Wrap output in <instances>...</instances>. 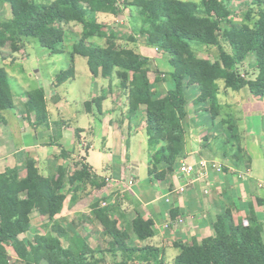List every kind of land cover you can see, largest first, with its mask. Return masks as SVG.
<instances>
[{
  "label": "trees",
  "instance_id": "16d2710c",
  "mask_svg": "<svg viewBox=\"0 0 264 264\" xmlns=\"http://www.w3.org/2000/svg\"><path fill=\"white\" fill-rule=\"evenodd\" d=\"M227 1L199 0L197 4L181 0H131L125 4L137 12L146 44L168 56L173 68L172 87L164 97L157 94L149 78V59L121 47L108 37L102 24L86 21L88 12L117 14V0H0V4L11 9V18L0 20V48L9 45L17 53L25 47V38H34L51 54H62L66 42L63 24L82 25L83 33L73 45V55L85 58L94 76L116 77L120 81L121 87L129 91L131 115L139 110L141 101L146 102L148 143L153 148L162 145L163 155V160L151 163L149 176L163 181L174 172L175 163L187 156L190 133L186 94L191 86L199 91L196 105L213 101L214 117L220 114V97H229L231 92L248 89L255 99L264 100V0H251L240 24L233 19ZM220 34L230 53L221 52L215 61L199 58L197 49L218 46ZM93 37L106 39L105 46L90 43ZM250 55L255 58V79L247 78L239 70ZM74 74V68L70 67L58 77L59 82L72 79ZM12 109L9 77L0 67V124L4 122L3 113ZM26 109L35 114L37 126L49 127L43 89L28 93ZM222 122L228 133L223 156L238 165L245 159L238 122L231 116ZM25 171L24 177L17 171L0 176V264H11L2 257L7 246H14L18 254L14 264H101L97 257L101 251L73 238L55 218L62 213L67 200L66 184L74 192L75 202L81 188L91 185L101 189L105 182L98 183L87 165L71 176L60 170L57 177L44 178L34 160L28 159ZM35 210L48 219L51 233L35 234L32 242L25 243L20 236L32 231L31 215ZM92 215L110 240V253L130 257L143 251L127 245L129 235L119 230L108 208L95 204ZM145 225L153 235L152 222ZM262 235L261 225H236L227 210L214 224V236L188 246L174 244L179 251L174 264H264ZM62 240L68 243L67 248ZM115 264L133 263L122 260Z\"/></svg>",
  "mask_w": 264,
  "mask_h": 264
},
{
  "label": "crops",
  "instance_id": "0c3cea01",
  "mask_svg": "<svg viewBox=\"0 0 264 264\" xmlns=\"http://www.w3.org/2000/svg\"><path fill=\"white\" fill-rule=\"evenodd\" d=\"M125 1L131 2V0H117L119 7L117 14L88 12L86 21L102 24L105 27L104 32L117 43L118 32L122 29L109 30L106 26L107 21L113 19L115 27L125 25L124 21H128L130 27V24L134 23L137 36L141 40L138 41L135 36L129 37L132 44L125 48L132 49L149 59L150 65H155L159 72L167 73L163 75L166 80L159 77L152 81L149 76L154 90L160 97H164L171 88L170 74L173 68L167 55L146 44V37L140 33L141 20L138 15L135 16L137 12L131 7L124 8L125 12L120 11V4ZM246 1L250 6L251 0ZM227 3L229 8L234 4L230 0ZM10 18L11 16L0 20ZM80 26L79 32L82 36L83 27ZM27 39L29 38L24 39L25 47L17 53L12 52L9 45L5 47L10 50H4L5 47L0 48V66H13L17 60L22 62L27 60L26 48L29 45ZM89 42L104 47L106 39L93 37ZM74 43L76 42L70 43L72 51L69 67L64 70L51 69L44 80L39 69L33 70L35 77L25 68H23V77H16L2 67L8 74L9 82L14 80L17 83L18 90H13L10 84L14 109L3 113L4 122L0 124V176L9 171H17L19 176L24 177L25 162L32 159L44 178L57 177L60 170L71 176L83 165H87L98 182L104 179L105 186L101 189L95 188L98 190V195L89 205L84 203V198L88 187L92 188L91 185L81 188L76 193L77 200L73 202L74 192L71 191L69 184H66L64 193L67 195V200L62 213L55 218L73 238L80 242L85 241L91 248L100 250L101 253L97 257L101 264H106L108 254L109 264L122 260H128L133 264H174V259L179 253L174 248V244L188 246L194 241L201 243L204 239L214 236V224L227 210L231 211L236 225H261L264 241V153L260 155L255 149L259 146L264 148V113L260 108L264 100H257L252 95V98L240 97L241 100L237 101V105L242 106V109L241 113L236 115L232 111L224 112L221 109V106L226 105L224 108L227 109L231 105L225 103L226 97H220L223 105L219 106L220 114L214 117L211 113V109L215 107L213 101H209L206 105H196L195 101L199 93H193L191 102L187 100L186 122L190 133L187 156L177 162L174 172L165 180H156L149 176L154 148L148 143L146 134V102L141 101L139 110L131 115L129 91L121 87L116 77L94 76L86 59V66H82L81 70L78 69L77 59L81 56L73 55ZM45 51L49 55H54L48 50ZM221 52L230 53V50ZM201 54L198 55L201 59L211 61L218 59V57L210 59L207 50H202ZM247 60H251L250 65L255 70L254 55H250ZM166 61L170 68H165ZM70 67L75 70L74 77L59 82L58 77ZM255 72L257 76V71ZM24 79H34L37 84L34 86ZM65 83L79 86V93L72 99L73 104L65 95L58 92ZM36 89H43L45 92L49 127L37 126L35 114L26 109L28 93ZM249 103H251L250 111L245 114L244 109ZM66 106H70L69 114ZM227 116L235 118L239 125L240 146L244 150L245 159L238 165H234L229 158L223 156L228 133L222 121ZM72 121L76 124L75 129L70 126ZM242 121H245V127H241ZM76 130H79L78 135ZM97 138L100 139L102 155L106 157L100 169L90 161L91 152L94 150L92 140ZM82 147L87 148L85 153ZM134 151L139 155L147 153L148 162L144 164L135 158ZM117 157L120 164L116 161ZM201 160H207L211 166L213 163L222 164L223 170L218 172L210 167L208 174L199 182L187 187L184 193H178L176 188L185 183L178 173L180 165L197 164ZM130 181L133 182L132 186L129 185ZM95 204L109 209V214L117 221L119 230L129 235L127 241L129 247L143 251L130 257L120 252L110 253L108 251L110 240L104 234L103 226L92 215ZM32 216H35V220L40 221V224L42 221L49 224L48 219L42 217L36 210L33 211ZM67 217H70L69 227L64 225ZM180 220L182 222H179ZM84 222L94 223V229L99 232L103 240H106L105 247H102V244L94 245L95 230H91V227H82L85 233L80 231V224ZM146 222H152L153 235L146 227ZM31 223L33 229L28 233L33 235L51 233L50 227L46 233H42L35 228L32 219ZM20 240L24 242L21 236ZM32 241L33 239L29 242ZM7 247L17 253L14 246Z\"/></svg>",
  "mask_w": 264,
  "mask_h": 264
},
{
  "label": "rangeland",
  "instance_id": "374dc122",
  "mask_svg": "<svg viewBox=\"0 0 264 264\" xmlns=\"http://www.w3.org/2000/svg\"><path fill=\"white\" fill-rule=\"evenodd\" d=\"M121 1V0H120ZM181 1H188V0H181ZM195 2H199V0H192ZM232 2H234V4H232V7H230L231 13L233 15V19L236 20V22L238 24L243 22V15L247 12L249 6H248V2L246 0H230ZM128 2H123L122 4H120V11H124V8H127V6L125 4H127ZM0 18L1 19H5L11 16V9L9 5H4V4H0ZM126 15H128L127 13H125ZM124 16V15H122ZM135 16H137V14H135ZM121 20H125V19H121ZM125 25H120L118 27H115V22L113 19H110L107 21V27L108 29H122V31L118 32V44L121 47H129L132 43L129 41V37H137L136 39L139 41L141 40L137 35L138 32L136 30V25L133 23L130 24L131 27L129 26V24H127L128 21H124ZM73 23H68V24H63V28L66 30V42L65 45L63 46V49L66 50V53L64 54H60V55H49V53L47 51H45L46 49L42 48L41 45L39 44L38 40L34 39V38H29L27 39V41L29 42L28 47L26 48V52L28 55L27 60L25 61H21V60H17L16 63L13 64V66L10 65H2L0 67H5L7 69V71L12 74L13 76L16 77H23V68L30 70L31 73L33 74V76L35 77L36 75L34 74L33 70L34 69H39L41 74H42V78L43 80L46 79V74L48 73V71H50L51 69H59V70H64L67 69L69 67L70 61H71V54L70 52L72 51V45H70L71 42H77L79 41L81 35H80V30H81V26L78 24H73ZM111 24V25H109ZM114 25V27H113ZM100 40V39H98ZM102 41V40H100ZM4 50H10L8 47H5ZM198 50V55H202L201 51L202 50H207L208 54H209V58L210 59H214L213 57H218V55L221 53V51L224 50H230L229 45L227 44V42L224 40V37L222 34L219 35V44L216 47H212V48H202V49H197ZM251 64V60H247L246 63L243 64V66L240 68V73L242 75H245L247 78L250 79H255L256 77V72L253 68ZM82 66H86V60L83 57H78L77 59V67L78 69H82ZM165 68H170L169 63L166 61V63L164 64ZM167 73L165 72H159L157 67L153 64L150 65V78L152 81H155V79L157 78V76H159L160 78H162L163 80H166V78L163 77V75H166ZM25 75V74H24ZM35 79V78H34ZM29 80V79H24V81L31 83L32 85H36L37 81L35 80ZM11 87L13 90H18V85L14 80H11ZM170 87H172V82ZM58 92L62 95H65L68 98V101L71 102L73 104V98L74 96L79 93V86L70 84V83H65L64 85H62ZM193 93H199L198 89L196 86H191L186 94V98L189 102H191V95ZM251 97V94L249 92L248 89H243L242 91H240L239 93H232L231 92V97H234L233 99L229 96L226 97L225 99V103L230 104V107H227V109H225L224 107H226L225 103H224V107L221 106V109L225 111H232L234 112L236 115L241 113V109L242 106H238L237 105V101H240L241 98L240 97ZM224 97V96H221ZM252 98V97H251ZM72 100V101H71ZM251 103H249L250 105ZM223 105V104H222ZM247 105L246 108L244 109V113H248V111H250V107ZM261 111L264 113V103L262 105H260ZM66 110L68 111L67 114H69L70 111V106H66ZM253 116H252V120H253ZM243 124L241 127H245L246 124H244L245 121H242ZM241 124V123H240ZM70 126L71 128L75 129L76 124L72 121L70 122ZM92 144L94 146V150L91 152V158L90 161L91 163L97 168L100 169V167L102 166L103 162L106 160V157L103 156L102 152H101V146H100V139H93L92 140ZM85 147H82V150L84 151V153L86 152ZM256 149V152L259 153L260 155H262L264 153V148L259 146ZM154 154L152 156V162H156L157 160H163V155L161 154L162 152V145L158 146L157 148H154ZM133 156L135 158H137L139 161H142L144 164H146L148 162V154L147 153H140V155L138 154L137 151H134ZM117 163L120 164L119 162V158L117 157L116 159ZM176 165H178L177 163H175L174 168H176ZM144 169V167H143ZM100 171V170H99ZM104 181V179H101V182ZM100 182V181H99ZM98 182V183H99ZM105 182V181H104ZM98 190H96L94 187H88V189L85 192V198H84V203L88 204L92 202V200L95 198L96 195H98ZM68 218V217H67ZM32 222L35 226V228H37L38 231H41L42 233H46L49 229L48 227V223L42 221L40 224V221H36V217L32 216L31 217ZM85 223V224H84ZM80 224V231L84 232L82 227L87 228L88 226L91 227V230L94 229L95 225L94 223L91 222H84ZM65 227L68 225V227L70 226V217L64 222ZM95 232L94 234V245H101L102 247L106 246V240H103V237H101V235L99 234V232L94 229ZM34 237V235L32 233H28L26 235H22L21 238L24 240V242H29L30 240H32ZM63 245L65 247L68 246V243L65 240H62ZM174 252V251H173ZM104 258H106V255L103 254ZM3 259L8 260L11 264L16 263V261L18 260V256L17 253H15V251L10 248L7 247V252L5 255L2 256ZM108 257L109 254H108ZM107 257V261L106 264H109L110 260ZM45 264V263H44Z\"/></svg>",
  "mask_w": 264,
  "mask_h": 264
},
{
  "label": "built area",
  "instance_id": "2783aa9c",
  "mask_svg": "<svg viewBox=\"0 0 264 264\" xmlns=\"http://www.w3.org/2000/svg\"><path fill=\"white\" fill-rule=\"evenodd\" d=\"M210 167L215 169L218 172L223 170V165L218 163H213V166L209 164L207 160H201L197 164H183L180 165L178 173L181 177H183L185 183L176 188L178 193H184L186 188L194 184L195 182H199L205 175L208 174ZM129 185L132 186L133 182L130 181ZM179 222H182L180 220Z\"/></svg>",
  "mask_w": 264,
  "mask_h": 264
}]
</instances>
